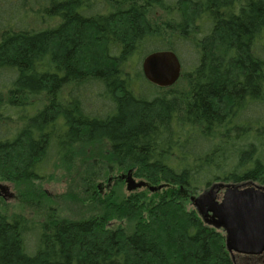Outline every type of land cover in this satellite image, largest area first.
<instances>
[{
    "label": "trees",
    "instance_id": "trees-1",
    "mask_svg": "<svg viewBox=\"0 0 264 264\" xmlns=\"http://www.w3.org/2000/svg\"><path fill=\"white\" fill-rule=\"evenodd\" d=\"M172 37L196 57L161 88L141 63ZM90 145L91 214L0 212V264H236L188 205L215 182L264 184V0H0V180L73 172ZM129 171L155 189L125 194Z\"/></svg>",
    "mask_w": 264,
    "mask_h": 264
},
{
    "label": "water",
    "instance_id": "water-1",
    "mask_svg": "<svg viewBox=\"0 0 264 264\" xmlns=\"http://www.w3.org/2000/svg\"><path fill=\"white\" fill-rule=\"evenodd\" d=\"M141 68L145 78L161 88L175 85L182 73V63L170 49L149 53ZM123 178L128 191L141 187L155 189L144 180H136L131 171ZM220 192L223 196L219 200ZM191 202L207 224L223 229L226 247L233 258L236 254L264 252V186L216 182L197 197H191Z\"/></svg>",
    "mask_w": 264,
    "mask_h": 264
},
{
    "label": "rangeland",
    "instance_id": "rangeland-1",
    "mask_svg": "<svg viewBox=\"0 0 264 264\" xmlns=\"http://www.w3.org/2000/svg\"><path fill=\"white\" fill-rule=\"evenodd\" d=\"M153 15L157 23L164 19V15L161 11L154 12ZM166 37L169 38V35H166ZM171 39L173 40V46L182 63V71L189 72L192 69L191 67L196 57L192 46L188 43L184 44L180 38L172 37ZM146 86L149 85L147 84ZM64 93L65 92H62L61 95H64ZM94 149L95 152L93 151ZM79 150V156L77 157L79 161L74 165L72 169L73 172L71 170L65 172L61 164L56 165L57 163H55L54 167L48 170L45 179L38 182L13 184L9 181L0 180V185L4 188H0V212L9 217L20 215L31 222H44L55 218L78 219L87 217L91 214L94 207L89 206L86 201H82L86 193H83L80 188V185H82L80 183L83 181L82 161L80 160L84 157L93 162L100 156L97 146L93 147L90 145ZM88 166L91 165L88 164L86 167ZM120 174L124 176L127 172L117 173V175ZM123 180L124 193L131 192L127 190V184L124 178ZM136 180L139 179L136 178ZM114 182V177H109L106 181L102 180L99 186L101 185L104 190L110 191ZM250 185L264 186V184L260 182H254ZM202 192L204 191L198 192L193 196L197 197ZM222 196L223 193H220L218 199L220 200ZM188 206L191 208L193 204ZM234 260L236 264H264V262L260 260L243 254H236Z\"/></svg>",
    "mask_w": 264,
    "mask_h": 264
},
{
    "label": "flooded vegetation",
    "instance_id": "flooded-vegetation-1",
    "mask_svg": "<svg viewBox=\"0 0 264 264\" xmlns=\"http://www.w3.org/2000/svg\"><path fill=\"white\" fill-rule=\"evenodd\" d=\"M182 70H183V67H182ZM183 76V71H182V73H181V77ZM180 77V78H181ZM179 81V80H178ZM178 81H177V83H178ZM176 83V84H177ZM216 183V182H215ZM224 183V182H223ZM254 182H248V183H246V184H253ZM240 185H244V183L243 184H240ZM262 186V185H261ZM210 187V186H209ZM208 187V188H209ZM206 190V189H205ZM220 193H222V192H220ZM220 195V194H219ZM243 255H246V254H243ZM246 256H251L252 258H254V259H256V260H260V261H262V262H264V252L262 253V254H258V255H246Z\"/></svg>",
    "mask_w": 264,
    "mask_h": 264
}]
</instances>
